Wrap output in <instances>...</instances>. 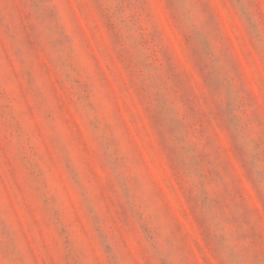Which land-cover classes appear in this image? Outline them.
<instances>
[{
	"label": "rangeland",
	"instance_id": "rangeland-1",
	"mask_svg": "<svg viewBox=\"0 0 264 264\" xmlns=\"http://www.w3.org/2000/svg\"><path fill=\"white\" fill-rule=\"evenodd\" d=\"M0 264H264V0H0Z\"/></svg>",
	"mask_w": 264,
	"mask_h": 264
}]
</instances>
